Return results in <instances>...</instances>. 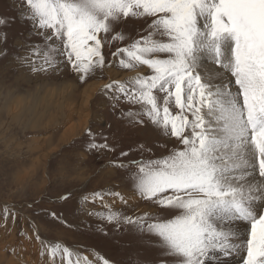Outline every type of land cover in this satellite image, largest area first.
Listing matches in <instances>:
<instances>
[{
	"label": "snow or ice",
	"instance_id": "obj_1",
	"mask_svg": "<svg viewBox=\"0 0 264 264\" xmlns=\"http://www.w3.org/2000/svg\"><path fill=\"white\" fill-rule=\"evenodd\" d=\"M19 8L32 32L20 42L22 56L8 60V49L0 47V59L8 60L0 71L63 70L48 51L37 64L34 57L41 52L31 35L61 41L62 49L51 51L66 56L80 82L118 60L120 69L138 74L109 82L103 94L113 108L121 102L138 105L135 113H124L131 126L150 125L165 148L172 146L162 159L139 162L118 150V141L110 144L105 135L97 143L86 131L89 153H117L97 175L106 167L122 172L135 199L172 217L125 215L113 205H128L129 198L109 186L80 200L102 207L87 213L102 222L96 230L107 236L104 225L127 226L146 236L141 242L157 259L137 264H228L234 254L242 264H264V0H20ZM133 19L142 20L147 33L117 46L114 59L106 60L103 49L123 42L124 35L114 34ZM7 22L0 17V26ZM10 217L15 223V213L5 206L4 230ZM20 236L39 244V256L50 258L47 264H56L59 253L63 259L73 256L38 233L21 230ZM18 247L23 254L24 242ZM75 264L93 261L83 256Z\"/></svg>",
	"mask_w": 264,
	"mask_h": 264
},
{
	"label": "rangeland",
	"instance_id": "obj_2",
	"mask_svg": "<svg viewBox=\"0 0 264 264\" xmlns=\"http://www.w3.org/2000/svg\"><path fill=\"white\" fill-rule=\"evenodd\" d=\"M19 3L20 0H0V17L8 20L5 25L0 26V40L4 41L0 47L8 49V60L14 54H25L19 51L20 42L32 32L29 23L20 18ZM147 31L148 27L142 20H129L114 34L124 35V41H113L111 49L107 46L103 49L106 60L114 59L111 51H115L117 46H127ZM30 39L41 52L34 57L37 64L43 62V53L48 51L61 62L63 70L47 74H32L27 69L19 72L0 71V252L16 264H21V261L24 264H47L50 258L42 259L39 256V244L34 240L29 243L25 237L20 236V231L23 230L28 236L34 237L38 233L41 240L50 246L58 243L61 248L67 247L73 253L68 258L73 264L78 257L83 256H87L93 264H102L97 256L109 260L110 264L155 261L156 251L141 242L142 239H147L146 236L142 237L127 226L114 229L110 225H104L107 232V236H104L96 230V225L102 222L87 214L88 211H102L100 204H80L84 195L109 186L121 191L126 197L128 193L133 194L127 184V177L122 172L117 173L113 168L106 167L97 175V170L109 165L117 153H89L86 150V131L91 130L97 136V143L103 142L101 137L105 135L109 137L110 144L118 141V150L127 151L130 159L139 162L162 159L172 146L165 148L164 138L150 125L131 126L130 119L124 113H135L139 110L138 105L121 102L115 108L112 107V101L103 94L104 86L113 81L107 74L110 69L97 72L80 82L71 72L66 56L51 51V48L62 49L61 41H44L39 35H31ZM8 60L0 59V66L8 63ZM112 68L125 74L136 71L120 69L118 60ZM94 81H103L105 84L99 88L91 103L93 117L85 129L79 128L69 134V127H79L84 122V118L77 113L70 116L69 107L79 102L84 88ZM68 118H72V121ZM64 130L67 135L77 136L68 142L66 139L65 143ZM141 145L144 146L143 151L139 150ZM65 160H71L72 167L67 171H60L59 165ZM26 179L29 180L25 182ZM69 192L72 193L71 197L62 202L60 197ZM29 204L33 206L29 208ZM5 206L16 215L15 223L9 218L8 230L3 228ZM113 208L133 217L148 213L159 216L161 221L172 218L163 211L156 212L151 203L135 198H130L128 205L117 201ZM147 208L152 210H146ZM240 227H245L246 230V226ZM22 241L25 249L23 254L20 249L11 248V244L19 245ZM68 259H63L62 253H59L56 264H68ZM227 260L228 264H239L241 257L234 254Z\"/></svg>",
	"mask_w": 264,
	"mask_h": 264
},
{
	"label": "bare ground",
	"instance_id": "obj_3",
	"mask_svg": "<svg viewBox=\"0 0 264 264\" xmlns=\"http://www.w3.org/2000/svg\"><path fill=\"white\" fill-rule=\"evenodd\" d=\"M202 62L203 63H207L208 61L205 59V58H202ZM107 73V72H106ZM127 73V72H126ZM142 72H140V74H141ZM108 75H109V78L111 77L113 80H121V81H124L126 78H128V77H131V76H135V75H137L138 74V72L137 71H133V72H131V73H127V74H125V73H118L116 70H114L113 68H111L110 69V71L107 73ZM105 83L103 82V81H94V82H90L89 83V85H87L85 88H84V90H83V92H82V95H81V97L79 98V102L78 103H76L75 105H72V106H70L69 107V109H70V112L69 113H71V115L70 116H72V115H74V114H79V116L81 115L83 118H84V122L83 123H81L80 125H81V127H80V125H79V127L77 126V127H75V125L73 126L74 128H72V127H69V128H71L70 130H68V133L69 134H72L73 132H71V131H77V129H85V126H86V124L90 121V119H91V117H93V114H92V112L93 111H91L90 110V107H91V103L94 101V99H95V97H96V94H97V92L100 90L99 88L100 87H102L103 85H104ZM63 85V84H62ZM70 87H71V85H70ZM67 89H70V88H67ZM75 89V88H74ZM63 90V89H62ZM65 90V89H64ZM55 91V90H54ZM67 92V91H66ZM81 93V92H80ZM54 94V93H53ZM49 95H51V94H49ZM62 95H64V94H62ZM72 100V99H71ZM66 101H67V99H66ZM72 101H74V100H72ZM69 102H70V100H69ZM72 103H74V102H72ZM66 104V103H65ZM68 104V103H67ZM65 106V105H64ZM67 108H68V106H67ZM62 110V109H61ZM64 113V112H63ZM59 115V114H58ZM66 116V115H65ZM69 116V115H68ZM59 117V116H58ZM66 118V117H65ZM70 118V117H69ZM68 118V119H69ZM82 118V119H83ZM80 119H81V117H80ZM94 119V118H93ZM69 120H71L72 121V118L71 119H69ZM50 122V121H49ZM65 122V121H64ZM74 122V121H73ZM72 122V123H73ZM82 122V121H81ZM71 123V124H72ZM51 124V123H50ZM83 124V125H82ZM37 125V124H36ZM48 125H49V123H48ZM47 125V126H48ZM68 125V124H67ZM70 125V124H69ZM68 125V126H69ZM84 126V127H83ZM67 128V127H66ZM67 130V129H66ZM66 130H64L63 132L66 134V136L63 138V141L65 142V140L67 139V142L68 141H71V140H73V138H75L76 136H74V135H72V136H70V135H67V133L65 132ZM78 133V132H77ZM79 134V133H78ZM45 139V138H44ZM66 143V142H65ZM60 144V143H59ZM62 144V143H61ZM58 146V145H57ZM46 150V149H45ZM53 152L55 151V150H52ZM51 151V152H52ZM25 170V169H24ZM24 172V171H23ZM22 172V173H23ZM21 173V174H22ZM23 176H24V174H23ZM21 178H22V175H21ZM32 178V177H31ZM24 179V178H23ZM27 180H29V179H26V180H24L25 182L27 181ZM20 181V180H19ZM29 182V181H28ZM127 196H128V198L130 199V198H134V197H132L133 196V194L131 195L130 193H128L127 194ZM133 200V199H132ZM134 201V200H133ZM146 210H152V209H146ZM18 244V243H17ZM17 244H11V248H13V249H19V247H18V245ZM2 251V250H1ZM17 251V250H16ZM16 251H14V253H15V255H16ZM18 252H19V250H18ZM15 255H13V256H15ZM20 255V254H19ZM18 255V256H19ZM20 258V257H19ZM19 262V261H18ZM0 264H16V262H13L10 258H8L4 253H1L0 252ZM234 264H237V263H234ZM239 264H242V261H240V263Z\"/></svg>",
	"mask_w": 264,
	"mask_h": 264
},
{
	"label": "clouds",
	"instance_id": "obj_4",
	"mask_svg": "<svg viewBox=\"0 0 264 264\" xmlns=\"http://www.w3.org/2000/svg\"><path fill=\"white\" fill-rule=\"evenodd\" d=\"M72 167V162L71 160H65L63 162H61V164L59 165V170L60 171H67Z\"/></svg>",
	"mask_w": 264,
	"mask_h": 264
}]
</instances>
